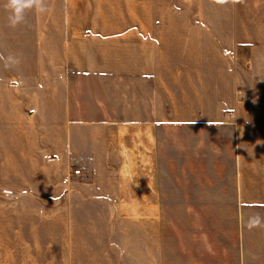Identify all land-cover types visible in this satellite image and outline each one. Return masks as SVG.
<instances>
[{"label": "rangeland", "instance_id": "374dc122", "mask_svg": "<svg viewBox=\"0 0 264 264\" xmlns=\"http://www.w3.org/2000/svg\"><path fill=\"white\" fill-rule=\"evenodd\" d=\"M76 62L83 61L21 60L12 69L0 62V264L264 263V227H246L250 215H264V205L234 204L264 193L256 189L264 184V59L172 61L173 70L201 73L197 86L174 83L173 91L193 89L202 104L193 110L219 111L242 135H173V147L187 153L175 152L171 173L156 159L149 180L151 192L166 188L176 197L167 205L157 197L154 206L134 204L133 193L145 196L138 172L148 166L137 159L99 166V177L124 185L117 201L73 190L91 181L85 172L72 177L85 167L52 156V135H43L50 124L32 113L50 108L51 92H62L67 80L82 79ZM211 193L218 205L197 204Z\"/></svg>", "mask_w": 264, "mask_h": 264}, {"label": "crops", "instance_id": "0c3cea01", "mask_svg": "<svg viewBox=\"0 0 264 264\" xmlns=\"http://www.w3.org/2000/svg\"><path fill=\"white\" fill-rule=\"evenodd\" d=\"M6 2L0 0V54L83 61L75 63L82 79L74 84L67 80L62 92H51L50 108L37 107L32 113L50 124V133L43 135H52V156L77 159L85 167L79 169L81 175H71L79 178L85 172L91 179L73 187L81 195L123 199L124 185L99 177V166L107 168L109 158H131L148 165L138 172L145 196L133 193L134 204L154 206L161 196L163 204H172L176 195L166 188L151 192L155 187L149 177L156 159L171 173L170 159L179 156L175 152L187 151L173 147V135H242L219 111L207 116L193 110L202 104L187 87L197 86L201 73L173 70L172 61L263 60L264 0L234 5L213 0H45L47 12L27 11L25 22L15 29L8 26ZM173 75L190 78L179 81ZM174 83L187 87L176 92ZM256 189L263 191L264 184ZM198 200L205 206L219 204L213 193ZM234 200L240 206L242 200L264 205V193L259 199Z\"/></svg>", "mask_w": 264, "mask_h": 264}, {"label": "clouds", "instance_id": "9594fccd", "mask_svg": "<svg viewBox=\"0 0 264 264\" xmlns=\"http://www.w3.org/2000/svg\"><path fill=\"white\" fill-rule=\"evenodd\" d=\"M213 3L225 5L243 3V0H213ZM8 11V26L15 29L19 25L25 22V14L29 10H35L39 13L47 12V6L45 0H7L4 5ZM0 62L3 63L4 68L12 69L16 68L21 63V58L14 53H10L7 56L0 54ZM246 227L249 230L264 227V215L259 213L249 216Z\"/></svg>", "mask_w": 264, "mask_h": 264}, {"label": "built area", "instance_id": "2783aa9c", "mask_svg": "<svg viewBox=\"0 0 264 264\" xmlns=\"http://www.w3.org/2000/svg\"><path fill=\"white\" fill-rule=\"evenodd\" d=\"M72 174H73L74 176H79V175H80V171H79V170H74V171L72 172Z\"/></svg>", "mask_w": 264, "mask_h": 264}]
</instances>
